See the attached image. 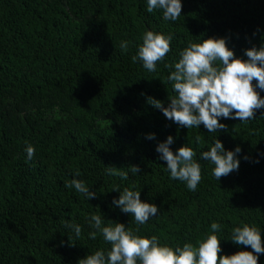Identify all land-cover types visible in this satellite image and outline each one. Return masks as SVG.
<instances>
[{"label":"trees","instance_id":"16d2710c","mask_svg":"<svg viewBox=\"0 0 264 264\" xmlns=\"http://www.w3.org/2000/svg\"><path fill=\"white\" fill-rule=\"evenodd\" d=\"M181 3V16L171 21L160 9L149 13L147 0H0V264H78L107 254L111 244L91 227L92 215L173 250L198 247L214 234L221 256L253 252L231 240L244 225L260 229L264 245V108L244 123L221 118L226 129L209 133L202 124L181 127L147 102L167 107L176 96L168 77L190 44L224 38L243 60L246 49L264 46V0ZM148 31L173 37L154 72L132 59ZM169 136L174 154L184 146L197 153L202 179L195 191L170 178L156 151ZM216 139L225 151L241 149L239 169L219 181L215 165L201 158ZM73 179L96 198L65 187ZM125 188L156 205L157 216L138 225L116 207L112 201ZM213 222L222 226L218 232ZM66 224L81 227L78 239ZM253 254L264 264V254Z\"/></svg>","mask_w":264,"mask_h":264},{"label":"clouds","instance_id":"9594fccd","mask_svg":"<svg viewBox=\"0 0 264 264\" xmlns=\"http://www.w3.org/2000/svg\"><path fill=\"white\" fill-rule=\"evenodd\" d=\"M147 5L149 13L156 9L162 10L165 20L176 21L182 13L181 0H147ZM172 39L171 34L166 36L146 32L138 55L132 57L133 61H142L148 72L156 71L157 63L163 61L171 51ZM121 47L127 50V42H122ZM179 55V61L174 64L175 70L168 77L173 82L176 96L170 99L167 107L154 98H148L147 101L168 120L188 129L198 128L202 124L209 133H213L226 129V125L219 122L221 118L244 123L254 120L256 111L264 108V98L260 96V92H264V46L246 49L244 55L247 60H243L236 58L234 51L228 48L226 39L209 38L200 44H190ZM253 81L256 83L253 84ZM146 138L152 140L155 135L149 134ZM195 139L199 143L200 136L197 135ZM172 143L173 138L169 136L165 142L158 144L156 151L160 159L166 162L170 178L186 182L187 188L195 191L202 179L201 165L194 159L197 153L184 146L174 154L170 149ZM26 152L31 160L35 149L29 144ZM240 152L239 147L234 151H225L222 142L216 139L210 150L201 153V158L215 165L212 174L219 181L239 169L237 156ZM106 171L123 180L128 178L127 172L115 167H106ZM130 171L137 174L140 168L130 166ZM65 187H74L88 200L96 198V193L90 191L81 180L73 179ZM112 203L123 213L134 217L138 225H144L158 213L156 205L142 202L140 192L129 188L120 192L119 199H114ZM90 219L91 227L111 244V250L107 254L97 251L79 260L78 264H258V255L253 252L264 254L261 230L248 225L234 228L231 240L236 245L250 246L253 252L241 251L231 256H221V240L214 234L200 242L198 247L186 243L182 248L173 250L168 246H160L156 236L149 239L135 235L124 224L103 226L101 215H92ZM66 226L74 230L77 239L80 237L82 229L79 225ZM221 227L215 222L211 224L213 233ZM97 231L90 232L89 237L96 239Z\"/></svg>","mask_w":264,"mask_h":264}]
</instances>
